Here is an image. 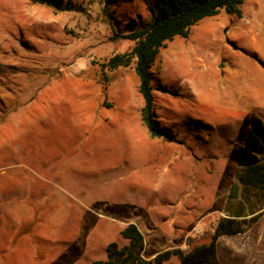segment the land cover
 I'll use <instances>...</instances> for the list:
<instances>
[{"label": "rangeland", "instance_id": "1", "mask_svg": "<svg viewBox=\"0 0 264 264\" xmlns=\"http://www.w3.org/2000/svg\"><path fill=\"white\" fill-rule=\"evenodd\" d=\"M65 1L0 0V264H93L128 245L130 223L143 258L208 242L227 189L250 208L240 156L252 118L264 122V0L159 48L150 85L167 138L140 120L134 58L100 71L134 44L113 34L150 22L156 0Z\"/></svg>", "mask_w": 264, "mask_h": 264}, {"label": "trees", "instance_id": "2", "mask_svg": "<svg viewBox=\"0 0 264 264\" xmlns=\"http://www.w3.org/2000/svg\"><path fill=\"white\" fill-rule=\"evenodd\" d=\"M44 4L55 10H68L72 5L65 0H29ZM114 0H104L106 4ZM243 0H156L157 7L150 22L137 27L128 22L126 34H113L112 38L122 37L134 41L130 51L116 53L100 64V71L105 68L115 69L128 66L134 58V72L138 78V92L142 98L140 120L152 138H167L155 118L151 94V66L160 47L174 36L187 37L189 27L200 19L215 15L220 9L227 13H237L238 5ZM240 163L244 166L240 178L245 191L252 187L264 191V122L254 116L247 131L241 149ZM258 215L250 217H220L206 243L194 244L187 252L180 247H172L156 253L151 258H143V235L136 225L130 223L120 231V236L129 241L128 245L117 248L114 242L106 248V259L93 264H175L169 262L171 256L177 257L180 264H221L216 258V241L221 235H235L247 231L257 220Z\"/></svg>", "mask_w": 264, "mask_h": 264}, {"label": "crops", "instance_id": "3", "mask_svg": "<svg viewBox=\"0 0 264 264\" xmlns=\"http://www.w3.org/2000/svg\"><path fill=\"white\" fill-rule=\"evenodd\" d=\"M255 200L252 201V196H250V190L245 191L242 187V198L249 203V210H247L243 203L238 200V203H233L229 201V195H237L233 189L226 191V208L220 211V215L211 219L208 226L210 228V236L213 232V228L220 217L228 216H238V217H250L252 215H258L257 220L254 224L244 233L235 235H221L216 241V258L221 264H264L263 259L258 258L257 254L261 249L264 250V233L262 234H250L252 228L262 221H264V191L255 187ZM263 199V201L261 200ZM259 200V201H258ZM201 242H195V244H200ZM194 245V243H193ZM192 246V245H191ZM243 249L245 252L251 253L248 255L250 262H242L241 252L239 250ZM190 247L188 248V250ZM188 250L184 251L187 252ZM257 257V258H255ZM245 258V257H244ZM247 259V260H248ZM256 261L252 263V261Z\"/></svg>", "mask_w": 264, "mask_h": 264}]
</instances>
